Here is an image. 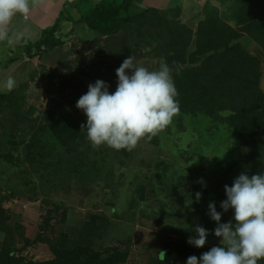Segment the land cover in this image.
I'll list each match as a JSON object with an SVG mask.
<instances>
[{"label": "rangeland", "instance_id": "1", "mask_svg": "<svg viewBox=\"0 0 264 264\" xmlns=\"http://www.w3.org/2000/svg\"><path fill=\"white\" fill-rule=\"evenodd\" d=\"M90 1L99 0H76L84 9ZM72 7L69 0L65 13L73 11L78 19V9ZM147 7L157 9L152 19L110 36L82 22L73 26L65 21V43L46 49L40 57L23 52L42 32L35 33L31 21L22 16L14 19L15 27H9L14 43L0 41V84L9 76L16 81L13 90L1 91L9 93L0 104L1 259L10 253L22 262L54 258L58 247L85 236L86 221L93 214L106 219L92 222L97 230L94 248L103 255L107 250L119 252L117 264H165L160 253L168 244L188 241L196 225L210 232L207 252L221 245L209 203L215 202L222 212L221 222H229L233 211L220 208L226 199L225 185L231 186L242 172H264V150L248 162L231 164L230 111L178 112L158 130L157 144L141 138L135 146L116 150L93 147L87 139V130L81 127L87 117L76 104L89 84L103 80L115 91L116 69L129 56L149 70H158L161 63L172 69L168 59L175 47L183 50L185 40L178 34V21L194 30L193 43L199 23L210 15L237 26L236 0H135L132 11ZM239 41L260 59L264 91V51L244 32ZM192 48L191 44L176 58L188 59ZM188 64L179 63L182 68ZM172 75L175 82L173 71ZM66 113L73 115L79 132L69 145L59 143L49 128ZM258 139L264 148V135ZM201 178L205 184L199 182ZM197 192L202 193L199 200ZM203 253L198 249L195 256ZM188 257L174 250L170 263L186 264Z\"/></svg>", "mask_w": 264, "mask_h": 264}, {"label": "trees", "instance_id": "2", "mask_svg": "<svg viewBox=\"0 0 264 264\" xmlns=\"http://www.w3.org/2000/svg\"><path fill=\"white\" fill-rule=\"evenodd\" d=\"M233 27L218 15H210L199 23L195 32L178 21L177 30L183 42V50L175 47L169 57V63L175 77L178 91L179 112L195 113L205 111L209 114L230 111L234 144L231 151V164L248 162L263 152L264 148L258 137L264 135V91L260 86L261 62L257 56L246 51L239 41L241 33L250 35L264 51V0H236ZM135 0H99L89 2L87 8L79 7V18L75 19L63 8L55 23L43 30L40 39L24 46V53L29 57H40L46 49L58 47L65 43L63 35L64 22L73 26L84 23L89 29L104 36L115 35L121 30L141 24L156 15L157 9L147 7L142 11H132ZM83 8V9H82ZM73 30L71 27L70 31ZM179 43V41H177ZM187 59L176 54L183 53L191 46ZM18 57H11L10 60ZM174 60V61H172ZM189 63L182 68L180 62ZM9 97V93L0 91V104ZM51 133L59 143L69 145L76 142L79 135L77 125L71 113H66L49 123ZM144 141L157 144L159 134L156 131L143 138ZM86 221L85 236L75 244L56 249L54 258L42 261L22 262L15 259L12 253L9 258L1 259L0 264H117V251L107 250V255L94 248L96 225L92 222L105 217L93 214ZM221 246V245H218ZM189 248V249H188ZM198 249L183 240L168 244L160 259L171 264L174 250L180 255H196ZM207 246L202 250L205 252ZM202 253V252H201ZM119 254V252H117ZM259 264H264L261 260Z\"/></svg>", "mask_w": 264, "mask_h": 264}, {"label": "clouds", "instance_id": "3", "mask_svg": "<svg viewBox=\"0 0 264 264\" xmlns=\"http://www.w3.org/2000/svg\"><path fill=\"white\" fill-rule=\"evenodd\" d=\"M38 6V0H0V41L14 43L9 24L17 14L27 18ZM115 91L97 80L77 101L76 107L87 117V139L93 147L107 145L116 150L130 148L137 142L166 127L179 112L178 91L167 63L158 70L138 66L134 58H125L116 69ZM16 81L9 76L0 91H11ZM205 184L203 178L199 181ZM226 199L220 202L223 212L232 210L233 219L221 222L222 212L215 202L208 205L210 219L217 222L214 230L221 246H214L199 258L192 255L186 264H259L264 260V172L240 173L231 186L225 185ZM202 193L195 194L199 200ZM234 221V222H233ZM188 243L203 248L210 234L203 226L194 227Z\"/></svg>", "mask_w": 264, "mask_h": 264}, {"label": "crops", "instance_id": "4", "mask_svg": "<svg viewBox=\"0 0 264 264\" xmlns=\"http://www.w3.org/2000/svg\"><path fill=\"white\" fill-rule=\"evenodd\" d=\"M68 1L69 0H38V6L32 10L29 17L28 18H24L23 16L22 17L24 20L31 21V25H33L35 33L38 31L41 33L45 28L50 27L53 23H55L61 10L64 8V5ZM70 1L71 3H73L72 8L74 9L75 7L74 3L76 2V0H70ZM75 10L77 11V9ZM71 15L73 16V11L71 12ZM17 16H21V15L17 14L15 17H13L8 28L11 26L15 27L14 19Z\"/></svg>", "mask_w": 264, "mask_h": 264}, {"label": "built area", "instance_id": "5", "mask_svg": "<svg viewBox=\"0 0 264 264\" xmlns=\"http://www.w3.org/2000/svg\"><path fill=\"white\" fill-rule=\"evenodd\" d=\"M28 17H29V16H28ZM28 17H27V18H28ZM24 18H25V17H24Z\"/></svg>", "mask_w": 264, "mask_h": 264}]
</instances>
